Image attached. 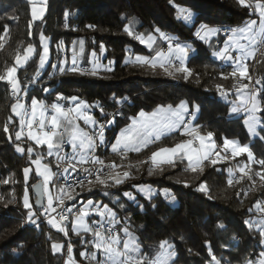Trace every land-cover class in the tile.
I'll use <instances>...</instances> for the list:
<instances>
[{
  "label": "trees",
  "instance_id": "trees-1",
  "mask_svg": "<svg viewBox=\"0 0 264 264\" xmlns=\"http://www.w3.org/2000/svg\"><path fill=\"white\" fill-rule=\"evenodd\" d=\"M181 9L194 14L192 22L179 18ZM251 17L250 9L240 0H47L43 19L31 22L29 27V0H0V37H3L0 39V75H6L8 68L16 67V55L22 56L29 44L36 48V54L25 67L17 69L21 87L17 96L12 94L6 80L0 81V264H66L69 244L78 264H97L101 259L86 260L81 256L84 252L92 258L95 252L91 243L93 236L91 233L77 235L72 231L73 215L64 223L68 236L47 222L39 227L29 221L27 225L23 224L28 216V209L23 206L25 187L36 209L31 186L41 180L34 173L31 161L38 153L42 154L45 162L51 163L54 169L53 158L46 156L43 146L27 138L15 139L20 123L12 113V106L22 98L28 106L33 97L47 107L77 97V101L92 105L90 110L98 124L113 121L105 129V145L98 148L97 156L122 166L131 172V178L108 188L109 195H104V189L99 185L91 192L87 191L88 185L83 191L79 188L76 191L80 195L73 204L80 208L89 199L107 204L116 213L118 226L128 228L137 237L141 253L148 260L154 258L160 242L168 240L173 244L171 251L175 252L171 264H212L215 262L213 255L221 264H248L249 261L259 264L260 253L264 252L263 238L260 230L249 227L245 221L258 215V203L264 204V181L256 175L257 172L264 175V166L257 162L264 159V139H261L264 136V112L258 113L262 123L257 136L251 137L242 124L243 117L231 114L234 92L238 88L236 77L231 76L232 69L215 60L210 48L195 35L201 25L231 28L246 23ZM131 20L140 22L139 33L159 29L179 43L191 44L195 49L187 63L191 75L185 79L186 74L173 73L170 77L163 69L126 62L130 54L152 55L125 31ZM41 34L50 41V59L44 70L39 66ZM80 39L85 45L84 63L95 51L96 56H103L102 62L108 65L96 76L59 72L63 53L69 55L74 42ZM109 68L111 70H107ZM248 70L261 80L260 89L264 85V47L256 60L249 63ZM217 85L229 90L227 99L220 95ZM44 88L49 91L44 92ZM58 95L64 99L57 100ZM261 96L264 97V92ZM181 101L199 106L195 125L201 133L212 132L218 145L227 138L249 146L255 158L252 164H247L246 154L234 160L238 168L248 165L245 169L248 176L229 185L232 165H213L210 161L204 162L203 170L196 172L187 168L181 159H176L174 164L153 167L149 161L151 153L160 147L183 142L185 137L179 134L168 135L139 153L122 156L110 151L119 131L141 110L151 113L158 106L175 107ZM261 102L264 105V99ZM6 125L7 133L4 131ZM17 145L25 151L18 152ZM28 147L34 150L31 156L27 153ZM25 167L31 169L27 185L23 177ZM8 172L12 174V185L3 182ZM205 182L206 191H199L200 184ZM143 185L171 191L176 203L172 204L160 192L151 198L142 196L136 188ZM125 192H131L136 199H127L123 196ZM220 224L225 227L220 228ZM225 229L234 231L232 240L224 238ZM52 243L64 247L54 253Z\"/></svg>",
  "mask_w": 264,
  "mask_h": 264
},
{
  "label": "snow or ice",
  "instance_id": "snow-or-ice-1",
  "mask_svg": "<svg viewBox=\"0 0 264 264\" xmlns=\"http://www.w3.org/2000/svg\"><path fill=\"white\" fill-rule=\"evenodd\" d=\"M31 5L30 14L32 21L41 19L44 13V8L36 6V0H29ZM240 3L246 7L251 6L246 3V0H240ZM255 8L259 11L261 21L258 31H254V26L257 21L253 20L243 28L232 29L233 37L226 42L225 47L222 50L213 53L214 56L221 60L231 61L234 65V70L231 73L232 77L247 78L251 81V77L248 75V66L245 60L248 57H252L255 54V45L257 43L264 44V0H255ZM181 17L186 22H191L193 13L188 9L180 10ZM67 16V13L65 14ZM29 27H31V22ZM88 27H93L89 25ZM7 31V26H5ZM128 35L133 36V32L128 28H125ZM160 34V38L168 40V55H165L162 51L156 52L155 57L149 58L145 56L137 55L135 62L148 65L152 68H156L157 65L163 69L168 75L173 73L169 71V67L174 68L175 72L184 73L185 79L187 75H191L190 70L185 66V60L189 57V54L195 50L187 45H182L179 42L173 45L172 38L168 37L165 33L160 32L159 29L155 30ZM204 35H201V32ZM218 30L209 28L207 25H201L195 35L201 40H207L210 36L214 35ZM31 35V33H29ZM3 37H0L2 39ZM139 40L141 44H146L148 48H152L155 44V38L149 34L147 37L143 35L134 36ZM248 41V45L242 44L240 41ZM42 51L39 53V66L44 67L49 58V46L46 42V38L43 34L40 36ZM81 43V53L83 52V41ZM101 52L104 51L103 44L100 45ZM232 49L239 52V55L233 56L231 54ZM175 53V60L179 61V66H176L172 54ZM36 54V48L29 44L24 50L23 55L17 54L15 62L17 66L25 65ZM93 60L90 63L93 64L91 69L81 68L78 65L75 54L73 55L71 67L65 69L59 68V72L64 74L65 71L72 73H79L80 75L96 76L97 71L100 68L98 59L96 58L95 51L92 52ZM128 62V61H126ZM112 61H109L111 64ZM53 67H56L53 65ZM107 70H111L110 68ZM17 68L10 67L7 69L6 75H0V81H7L11 86L13 95H18L21 92L20 82L16 76ZM51 78V77H49ZM227 79V77H225ZM256 84H261V80L257 79ZM217 89L220 90V95L227 99L229 90L223 89L222 85H217ZM44 92H48V88L43 89ZM237 96L240 100L239 105H234L231 109L233 113L238 112L241 108L247 112V118L245 124L248 127V131L252 134H257V129L261 126V118L258 113L264 112V105H262L261 93L264 92V85L260 89H249V84L241 83L240 87L236 90ZM64 99L62 95L57 96V100ZM77 97H72V101H77ZM92 107L86 102L76 103L75 107L65 108L59 102H54L50 105L53 115L50 120L47 121L46 112L47 106L40 99L33 97L31 99L30 110L26 108L23 103L17 102L12 106V111L16 116L20 118V131L15 133V139L21 140L25 134V128L27 129V139L34 141L36 145L47 146V156L51 157L55 155L57 160V168H60L61 163H65L66 166L58 173H54L47 163H43L45 156L37 154L36 158L31 161L35 165V173L37 176L43 178L42 183H37L31 187L35 191L36 195V209L33 208V204L30 202V196L28 188L25 187L23 194V206L28 209L27 219L32 224L39 227L37 220L41 217H47V224L58 232L68 236V228L63 223L69 219V215L74 214V220L72 223V231L77 235L81 231L85 233H91L93 240L92 246L97 253L103 256V259L97 260V264H170L172 258L175 256L173 244L168 240H163L159 244V250L155 253L154 258L148 260L144 254L141 253L140 248L137 246L134 238L131 237L127 228L122 229L124 236L127 239H122L120 233L115 231L116 213L110 209L107 205H99L93 200L89 199L83 202V205L79 209L74 208L75 205H66V200L71 202L76 200L80 195L76 189L80 188L81 191L85 189L87 184V191L91 192L93 187L97 185L102 186L104 189L103 194L109 195L107 189L122 184L125 180L131 178V172L113 171L118 165L115 163L105 164L103 159L95 156L93 153L98 145L105 143L104 139V125L99 124L98 130L90 134L80 128L77 123L78 120H82L85 125L97 127L98 122L91 115L87 109ZM99 107V106H97ZM199 111V106H195V111L190 112L188 104L185 101H181L179 105L173 107L172 105L158 106L156 110L151 113H146L141 110L138 117L131 118L132 122L125 128H122L118 133L115 142L111 146L113 153H121L122 156H126L129 151L139 153L143 148H146L150 143L159 141L161 137L174 130L180 129L183 126V134L191 137L183 142L176 143L172 147H160L156 151L151 153V161L153 166L159 167L163 163L174 164L177 157L184 158L188 161L191 171L196 172L198 169L202 171L201 165L204 161H209L215 165L217 159H213V154L216 157L221 156V152L218 150V146L213 141V133L208 132L206 135H202L198 131L197 126H192L188 117H194L195 112ZM101 112L103 108L101 107ZM75 113V116H73ZM11 120V117L9 118ZM113 121H108L111 124ZM36 127L37 131H33V127ZM63 129V131H61ZM7 133L9 131L7 125L4 128ZM65 134L68 136V140H65ZM264 139V136L261 137ZM198 141V144L196 143ZM67 143L71 148V154L63 151L64 145ZM225 152L231 151L232 157L240 156L247 153L249 160L253 159V153L249 150L248 145H240L237 141L224 138L223 144L219 146ZM16 150L23 153L25 149L20 145H17ZM33 148L28 147L27 153L29 156L33 153ZM260 165L264 166V159L257 161ZM99 166V167H96ZM248 165H244L239 168V172L243 176H248V172L245 169ZM107 169V171L105 170ZM264 170V169H262ZM31 169L25 167L23 169V177L25 185L29 181V173ZM79 173H84V176L80 178ZM152 171H149V175ZM261 181H264V175L260 172L256 173ZM94 177V179H93ZM251 179V177H249ZM54 180H62L64 183L55 185L57 187V194L54 196L50 191L49 185L54 183ZM8 183L7 180L3 181ZM233 183L232 179L228 180V184ZM140 191H147L150 193L151 189L139 188ZM199 191H206V182L201 183ZM165 195H170L168 190H164ZM239 195V193H237ZM123 196L129 200H135L136 197L131 192L123 193ZM46 199V203L44 202ZM175 196L170 195V201H175ZM11 202V201H9ZM7 206V205H5ZM142 207V206H141ZM259 207V203L257 204ZM102 209V210H101ZM251 210V209H250ZM249 210V211H250ZM264 211V209H261ZM93 212L100 217V220L93 221L95 227H89L85 222L86 218L93 214ZM56 215H53V214ZM36 217V219H33ZM59 217V219H57ZM246 225L252 226V222L246 220ZM220 228H224L225 225L220 224ZM260 236L264 238V229L260 230ZM264 243V239L261 241ZM54 253L60 252L64 247L60 243H52L51 245ZM67 251L70 254L69 261L66 264H72L71 253L73 251L71 244L68 245ZM86 253L81 252V256H85ZM261 257H264V252L260 253ZM93 259H96V254H93ZM212 260L215 264H221L219 260L213 255ZM248 264H252L251 261ZM259 264H264V259L259 261Z\"/></svg>",
  "mask_w": 264,
  "mask_h": 264
},
{
  "label": "crops",
  "instance_id": "crops-1",
  "mask_svg": "<svg viewBox=\"0 0 264 264\" xmlns=\"http://www.w3.org/2000/svg\"><path fill=\"white\" fill-rule=\"evenodd\" d=\"M193 17H194V15H193ZM193 17H192V20H193ZM192 20H191V22H192ZM253 20H255V21H257V24L254 26V31H258L259 30V26H260V21H261V17H260V14H259V11L257 10L255 13H254V16H252L246 23H244V24H242V25H240V26H237V27H231V28H229V30H228V33L227 34H223L222 33V31H223V29H221L220 27H209V28H214V29H217L218 31L214 34V35H212V36H210L207 40H201L199 37H197L201 42H203V43H205L209 48H210V50H211V54H212V57L215 59V60H217V61H222L223 62V64L225 65V66H228V67H230L231 69H232V71L234 70V65H233V63L231 62V61H225V60H221V59H219V58H217L216 56H214L213 55V53L214 52H216V51H219V50H222L224 47H225V44H226V42H228L229 40H230V38L231 37H233V32L231 31L232 29H238V28H243L245 25H247V24H249L251 21H253ZM188 23H190V22H188ZM139 25H140V22L138 21V20H131L130 22H129V24H128V29L130 30V31H132L133 32V36H136V35H143V36H145V37H147L149 34H151L154 38H155V44L153 45V47L152 48H148L147 46H146V44H141L144 48H145V50L146 51H148V52H152V55H150V56H145V57H149V58H152V57H155V55H156V52H158V51H162L165 55H168V44H169V41L168 40H164V39H161L160 38V34L158 33V32H151V33H139L138 31H137V29H138V27H139ZM167 35V34H166ZM201 35H204V32L202 31L201 32ZM168 37H171V36H169V35H167ZM172 38V43H173V45L175 44V43H177L178 41H176L173 37H171ZM137 40V39H136ZM81 41H83V40H77L76 42H74V44H73V46H72V48H71V51H70V54L68 55V58H67V61H66V65H65V67H67V68H69V67H71V65H72V59H73V55L75 54V56H76V58H77V62H78V65H79V67H85L86 69H91L92 67H93V64L92 63H90V61H92L93 60V57L91 56L90 58H89V60H88V62L87 63H84V51H85V45H84V41H83V52L81 53ZM139 41V40H138ZM242 44H245V45H248V41H246V40H241L240 41ZM180 44H182V45H187V46H189L190 48H192V49H194V47L191 45V44H189V43H180ZM50 45V41L48 40V46ZM262 45H264V44H262ZM258 49H260V44L259 43H257V45H255V54H254V56H252V57H248L246 60H245V63L247 64V66H249V63L250 62H254L255 60H256V58H257V56H258V53H259V51H258ZM195 50V49H194ZM195 54V51L194 52H192V53H190L189 54V57L185 60V66L187 67V63H188V61H189V59H190V57L191 56H193ZM231 54L233 55V56H237V55H239V52L237 51V50H235V49H232V52H231ZM137 55H131V56H129V58H128V62H133V63H137V62H135V57H136ZM140 56H142V55H140ZM96 58L98 59V61H99V64H100V68L98 69V71H97V74H99V73H101L102 71H104L107 67H108V65H105L103 62H102V59H103V56L102 57H97L96 56ZM171 58L173 59V61H174V63L176 64V66H179V61L178 60H175V53H173L172 54V56H171ZM49 59H50V53H49ZM49 62V61H48ZM27 64V63H26ZM25 64V65H26ZM138 64H140V63H138ZM25 65H23V66H17L16 65V68L17 69H20V68H23V67H25ZM142 65H144V64H142ZM145 66H147V67H150V66H148V65H145ZM67 68H65V69H67ZM150 68H152V67H150ZM156 68H160L158 65H157V67ZM161 69V68H160ZM41 70H44V68H41ZM169 71L170 72H172V73H176L175 72V70H174V68H172V67H169ZM16 74H17V72H16ZM248 75H250L249 74V70H248ZM237 79H246V78H239L238 76L236 77ZM259 85V84H258ZM239 88V87H238ZM237 90V89H236ZM13 94V93H12ZM15 96V95H14ZM17 96V95H16ZM17 102H19V103H23L25 106H26V108H28L29 110H30V107H31V103L27 106V104H26V101H25V99L24 98H22V99H19ZM16 102V103H17ZM79 102H81V101H72V100H69L68 102H66V101H63V102H61L60 104L62 105V106H64L66 109L67 108H72V107H75V105H76V103H79ZM84 102V101H83ZM15 103V104H16ZM188 104V103H187ZM240 104V100H239V98H238V96H237V92L235 91L234 92V98H233V101H232V107L234 106V105H239ZM164 106H167V105H164ZM195 106L196 105H193V106H190L189 104H188V108H189V111L190 112H193V111H195ZM232 107H231V109H232ZM157 109V108H156ZM155 109V110H156ZM87 111L91 114V115H93L92 114V112H91V110H90V108H88L87 109ZM12 113H13V115L20 121V118L18 117V116H16L15 115V113L12 111ZM198 113H199V111L198 112H195V116L193 117V118H191V117H188V118H190V122H191V125L192 126H196L195 125V122H196V118H197V116H198ZM231 114L234 116V117H240V116H242L243 117V121H242V124H243V126H244V128H245V130H246V132L251 136V137H255V136H257V134H258V131H259V129H260V126L258 127V129H257V134H252V133H250L249 131H248V127H247V125L245 124V119L247 118V112H245L244 110H243V108H241L238 112H236V113H233L232 111H231ZM51 115H53V113H52V111H51V108L50 107H47V112H46V117H47V120H46V123H47V121L48 120H50V117H51ZM258 115V114H257ZM73 116H75V113H73ZM94 117V116H93ZM135 117H138V115H136ZM132 118H134V117H132ZM131 122H132V119L130 120V123L128 124V125H130L131 124ZM20 123V122H19ZM77 123L79 124V126H80V128L81 129H83L84 131H86V132H89L90 134H93L94 133V130L97 128H93L92 126H89V125H85L84 123H83V121L82 120H78L77 121ZM127 125V126H128ZM97 126H98V124H97ZM126 126V127H127ZM125 128V127H124ZM198 128V127H197ZM33 131H36L35 129H34V127H33ZM61 131H63V129H61ZM183 131H184V129H183V126L180 128V129H177V130H174V131H172V132H170V133H167V134H165V135H163L162 137H161V139L162 138H164V137H166V136H168V135H171V134H179V135H181V136H184L185 137V140H187V139H191V137H189V136H187V135H184L183 134ZM199 131V130H198ZM120 132V131H119ZM26 133H27V129L25 128V134H24V136L22 137V138H27V135H26ZM202 135H206V133H201ZM104 139H105V137H104ZM160 139V140H161ZM65 140L67 141L68 140V136H67V134H65ZM184 140V141H185ZM29 141H31V140H29ZM213 141L215 142V140L213 139ZM32 143H34L35 144V142L34 141H31ZM155 142H157V141H155ZM198 142V141H197ZM216 143V142H215ZM151 144H153V143H150L149 145H151ZM104 145H105V143L104 144H102V145H98V147L95 149V151H98V148L99 147H104ZM148 145V146H149ZM216 145H217V143H216ZM44 148H45V151H46V156H47V146L46 145H42ZM147 146V147H148ZM144 149V148H143ZM142 149V150H143ZM219 150H220V152H221V156L218 158V157H216L214 154H213V156H212V158L213 159H217V163H219V164H223L224 162H225V160H224V156H223V152H224V150L221 148H219ZM71 148H70V146L68 145V148H67V153L68 154H71ZM110 151L112 152V150L110 149ZM130 152H133V151H129L128 153H130ZM229 153H231V151L229 150L228 151ZM113 153V152H112ZM133 153H136V152H133ZM117 154H120L121 155V153H119V152H117ZM244 154H246L247 155V153H244ZM54 156V155H53ZM53 156H51V158H53ZM240 156H242V155H240ZM240 156H237V157H234V158H239ZM48 157V156H47ZM247 158H248V156H247ZM176 159H181V160H183L185 163H186V165H187V168H190V166H189V163H188V161L186 160V159H184V158H181V157H177ZM254 156H253V159L250 161L249 159H248V161H249V163L250 162H254ZM149 161L151 162V164H152V161H151V156H150V158H149ZM210 161V160H209ZM204 162H206V161H204ZM203 162V163H204ZM43 163H47V164H49V166L51 167V169H52V166H51V163H48V162H45V160L43 161ZM251 163V164H252ZM164 164H167V163H163V164H161V165H164ZM33 165V171H34V173H35V165L34 164H32ZM160 165V166H161ZM152 166H153V164H152ZM159 166V167H160ZM153 167H155V166H153ZM191 169V168H190ZM52 171H53V169H52ZM30 174V173H29ZM36 174V173H35ZM37 176V175H36ZM38 178H40L41 179V181L43 180V178L42 177H40V176H37ZM52 185V184H51ZM52 189V188H51ZM54 191V190H53ZM51 192H52V190H51ZM29 196H30V193H29ZM30 202L32 203V198H31V196H30ZM45 203H46V199H45ZM258 209V208H257ZM257 211H259V210H257ZM251 222H252V226L253 227H255L256 229L257 228H259V229H257V230H262V229H264V214H260V213H258V215H256V216H254L252 219H251ZM234 231L232 230V229H225L224 231H223V236H224V238L225 239H230V238H233L234 237ZM133 237H135L134 238V240L136 241V243H137V237L136 236H133ZM264 239V238H263ZM137 246L139 247V245H138V243H137ZM140 248V247H139ZM100 256H98V258H99ZM173 259H174V257L172 258V260H171V262L173 261ZM262 259H264V257H262ZM170 262V263H171ZM212 264H215V262L214 263H212Z\"/></svg>",
  "mask_w": 264,
  "mask_h": 264
},
{
  "label": "rangeland",
  "instance_id": "rangeland-1",
  "mask_svg": "<svg viewBox=\"0 0 264 264\" xmlns=\"http://www.w3.org/2000/svg\"><path fill=\"white\" fill-rule=\"evenodd\" d=\"M46 3H47V0H36V6L37 7H42V8H44V13H43V16H42V18L41 19H38V20H35V21H32V17H31V14H30V17H31V21L32 22H36V21H40V20H42L43 19V17H44V15H45V12H46ZM246 3H248L247 1H246ZM249 5H252L253 7H250V6H248V8L250 9V13H251V15L252 16H254V13L257 11V9L255 8V0H251L250 1V3H248ZM30 8H31V5H30ZM221 29H224V27H221ZM46 38V37H45ZM48 38H46V42H47V44H48ZM264 47V45H262V44H260V49H258V51H260L261 50V48H263ZM130 56H131V54H130ZM67 58H68V55H67V53H63V59H64V61H63V63H62V67H64V68H67V67H65V65H66V61H67ZM48 61H49V58H48V60H47V62H46V64L44 65V69H46V67H47V65H48ZM81 68H85V67H81ZM86 69V68H85ZM40 70H41V67H40ZM176 73H178V72H176ZM175 74V73H174ZM166 76H169L168 74H166ZM250 77H255L256 79H259L258 77H256L254 74H250L249 75ZM170 77H173V75H170ZM239 79H237L236 78V85H237V81H238ZM244 80H248L247 78L246 79H244ZM260 80V79H259ZM238 87V86H237ZM191 118H193V117H191ZM217 146H218V150H219V146H221V145H218L217 144ZM221 149V148H220ZM220 151V150H219ZM223 156H224V160H225V162L223 163V164H230V165H232L235 161V158L234 157H232V155H231V153H229V152H223ZM249 159V158H248ZM249 162V161H248ZM252 162H250V163H247V164H251ZM246 165V164H245ZM244 166V165H243ZM242 166V167H243ZM238 168V167H237ZM116 170L117 171H120L121 173L123 172V171H126L124 168H122V166H118L117 168H116ZM238 170H239V168H238ZM230 173H232V174H230V176H231V178L230 179H232L233 180V165H232V168L230 169ZM245 176H243L242 177V179L244 178ZM4 180H7L8 182H9V184H11L12 185V174L10 173V172H8L7 173V176L6 177H4ZM233 182H237L236 180H233ZM141 187H143V188H145V189H148V188H150L151 189V193H150V198L151 197H153V196H155V195H157V193L158 192H160L161 193V195L163 196V197H165V198H167L169 201H170V195L172 194L171 193V191H169L168 190V193L170 194V195H165V192H164V190H161V191H159L158 189H155V188H153V187H151V186H148V185H143V186H138L137 188H136V190H137V192L139 193V194H141L142 196H144V197H146V198H148L149 197V193H147V191H140L139 190V188H141ZM49 188H50V191L52 190V194L54 195V188H53V186L50 184L49 185ZM52 188V189H51ZM2 196V190H1V186H0V197ZM116 201H118V199H116ZM172 204H175L176 203V199H175V201L174 202H172V201H170ZM97 204H99V205H101L102 206V203L101 202H99V203H97ZM104 205H107V204H104ZM261 205L262 204H260L259 205V207H257L258 208V213H260V214H264V211H261ZM108 206V205H107ZM109 207V206H108ZM110 208V207H109ZM261 208V209H260ZM111 209V208H110ZM102 210V209H101ZM98 220H100V217L98 216V215H96L94 212H93V214L92 215H90L89 217H87L86 218V220H85V222L89 225V227H95V225L93 224V221H98ZM117 221H118V223H115V231H117V232H119L120 233V236H121V238L122 239H127L128 237H125L124 236V233H123V231H122V229H124V228H126V227H119L118 225H119V220L118 219H116ZM250 222H251V219L249 220ZM24 222V221H23ZM91 224H92V226H91ZM253 225V224H252ZM128 229V228H127ZM257 229H259V228H257ZM128 232L130 233V235H131V237L132 238H135V237H133V236H135L129 229H128ZM80 233H85V232H83V231H81ZM235 234V233H234ZM235 236V235H234ZM234 238V237H233ZM228 240V239H227ZM94 248V247H93ZM94 253L96 254V259H93V258H91V256L90 255H85L84 256V258H86V260H97L98 259V256H100V258L101 259H103V256L100 254V253H97L96 252V250L94 249ZM93 257V256H92ZM74 257H73V253H71V260H72V264H78V263H76L75 261H74V259H73ZM69 259H70V254L67 256V261H69ZM171 264V263H170Z\"/></svg>",
  "mask_w": 264,
  "mask_h": 264
},
{
  "label": "built area",
  "instance_id": "built-area-1",
  "mask_svg": "<svg viewBox=\"0 0 264 264\" xmlns=\"http://www.w3.org/2000/svg\"><path fill=\"white\" fill-rule=\"evenodd\" d=\"M246 1H247L248 3H250L251 0H246ZM250 7H253V6L251 5ZM228 30H229V27H224L222 33H223V34H227V33H228ZM256 80H257V79H256L255 77H251V81H249V80H244V79H239V80L237 81V86L240 87V84H241V83H247V84H249V89H258V84L255 83ZM187 119L190 121V118H187ZM99 124H103V125H104V132H105V129H106L108 123H107V122H101V123H99ZM99 124H98V126H99ZM98 126H97V128L94 130V133L98 130ZM34 129L37 131V129H36L35 126H34ZM196 143L198 144V142H196ZM67 148H68V144L65 143L63 151H66V152H67ZM93 154H94L95 156H97V151H94ZM52 164H53V166H54V169H53V172H54V173H58V172H60V171L62 170V168L66 166L65 163H61L60 168H57V160H56L55 155L53 156ZM105 164L108 165V164H112V163L105 162ZM232 165H233V176H232V177H233V180H236V181H240V180H242V174L239 172L237 166H236L234 163H233ZM96 167H99V166H96ZM105 170L107 171V169H105ZM113 171L115 172V171H117V170L115 169V170H113ZM79 176H80V178H82V177L84 176V173H79ZM93 179H94V177H93ZM63 183H64V182H63L62 180H54V183L52 184V186H53V188H54V196L57 194V187H56L55 185H60V184H63ZM85 186H87V184H86ZM78 189H79V188H77L76 190H78ZM66 205H75L74 212H75V209H79V208L77 207V204H73V201L69 202V201L66 200ZM261 208L264 209V204L261 205ZM261 208H260V209H261ZM53 215H56V214L54 213ZM71 216H72V215H69V219H70ZM73 216H74V214H73ZM57 219H59V217H57ZM69 219H68V220H69ZM46 220H47V217H41V218L37 221V224L39 225V224H41V223H43V222H46ZM68 220H67V221H68ZM67 221H64L63 223H65V222H67ZM23 224H24V225H27V224H28V220H27V219H24ZM34 226H36V225H34ZM232 239H233V238H230L229 240H232Z\"/></svg>",
  "mask_w": 264,
  "mask_h": 264
},
{
  "label": "water",
  "instance_id": "water-1",
  "mask_svg": "<svg viewBox=\"0 0 264 264\" xmlns=\"http://www.w3.org/2000/svg\"><path fill=\"white\" fill-rule=\"evenodd\" d=\"M37 183H42V181L40 180V181H38ZM36 183V184H37ZM32 194H33V198H34V200L36 201V195H35V191H34V189L32 188ZM35 201H34V205H35V207H37L36 206V204H35ZM45 202V201H44Z\"/></svg>",
  "mask_w": 264,
  "mask_h": 264
}]
</instances>
